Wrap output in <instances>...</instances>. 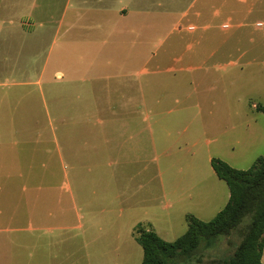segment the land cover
<instances>
[{"label": "rangeland", "instance_id": "obj_1", "mask_svg": "<svg viewBox=\"0 0 264 264\" xmlns=\"http://www.w3.org/2000/svg\"><path fill=\"white\" fill-rule=\"evenodd\" d=\"M64 3L54 0L55 15ZM139 4L163 18L149 21L147 64L102 75L103 131L78 124L79 84L64 68L35 83L23 53L15 87L3 84L13 60L0 69L10 103L0 107V264H140L137 224L172 242L186 216L209 221L224 208L229 191L211 159L247 170L264 158V0L130 2ZM247 223L173 264H219Z\"/></svg>", "mask_w": 264, "mask_h": 264}, {"label": "crops", "instance_id": "obj_2", "mask_svg": "<svg viewBox=\"0 0 264 264\" xmlns=\"http://www.w3.org/2000/svg\"><path fill=\"white\" fill-rule=\"evenodd\" d=\"M130 2L132 0H65L61 13L55 15L54 0H0V69L6 61L14 62V75L4 79L8 82L3 84L15 87L25 83L21 76L16 80L15 75L16 67L19 71L22 68L23 53L30 52L39 69L35 83L47 78L48 71L52 72L58 65L67 70L70 82L79 84V92L74 98L79 101L76 115L87 118L80 119L78 124L91 125L94 132L103 131L105 121L101 117L106 113L99 107L103 97L97 86L102 75L113 72L117 77L116 69L147 64L149 57L144 51L143 40L149 34V21L155 20L157 25L163 18L159 13L151 14L142 4L133 7ZM23 19L34 21L32 26L36 27L22 29ZM223 27L227 28V25ZM155 32H160L158 26ZM131 74L126 71L119 77L126 78L124 83H128ZM61 75L60 71L56 72L57 77ZM89 83L90 87H82ZM49 92V98L59 97L53 88H49ZM19 95L14 89V105L17 97L20 100ZM71 95L68 93L63 98ZM5 96L0 93V107L7 108L10 103ZM108 111L113 114L111 109ZM99 137L95 135V141ZM263 257L264 247L261 264Z\"/></svg>", "mask_w": 264, "mask_h": 264}, {"label": "trees", "instance_id": "obj_3", "mask_svg": "<svg viewBox=\"0 0 264 264\" xmlns=\"http://www.w3.org/2000/svg\"><path fill=\"white\" fill-rule=\"evenodd\" d=\"M256 108L264 113L263 106ZM210 165L229 191L224 208L209 221L186 216V231L172 242L162 240L149 224H137L134 239L143 251L140 264L190 261L200 249L210 247L221 235H229L245 219L248 223L240 231L242 239L233 255L219 264H261L264 247V158H258L247 170L232 168L219 159H211Z\"/></svg>", "mask_w": 264, "mask_h": 264}, {"label": "built area", "instance_id": "obj_4", "mask_svg": "<svg viewBox=\"0 0 264 264\" xmlns=\"http://www.w3.org/2000/svg\"><path fill=\"white\" fill-rule=\"evenodd\" d=\"M260 26V24H258Z\"/></svg>", "mask_w": 264, "mask_h": 264}]
</instances>
